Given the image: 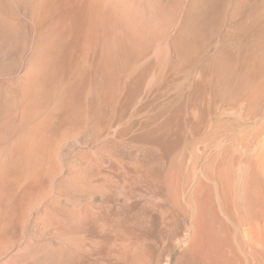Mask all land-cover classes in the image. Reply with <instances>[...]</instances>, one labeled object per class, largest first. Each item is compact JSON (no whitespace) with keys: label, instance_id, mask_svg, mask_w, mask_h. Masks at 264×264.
<instances>
[{"label":"bare ground","instance_id":"1","mask_svg":"<svg viewBox=\"0 0 264 264\" xmlns=\"http://www.w3.org/2000/svg\"><path fill=\"white\" fill-rule=\"evenodd\" d=\"M194 1L182 38L173 41L172 48L197 53L208 36L220 34L228 14L244 17L246 50L236 46L237 41L234 46V39L219 47L206 64L205 87L260 108L264 0ZM49 37L50 46L17 81L22 97L0 105L1 116H6L0 120V140L12 136L10 143L0 145V264H264V138L247 160L240 182L226 156L207 163L202 171L213 184H197L188 208L183 188L192 173L184 172L176 151L166 163L160 162L171 147L167 132L162 137L151 134L147 145L130 144L113 129L101 136L105 116L81 104L78 84L55 77L58 57L54 60L53 46L58 36ZM52 103L54 111L43 115ZM258 131L263 133L264 125ZM223 212L246 220L251 249L241 248ZM36 226L47 238L33 232Z\"/></svg>","mask_w":264,"mask_h":264},{"label":"rangeland","instance_id":"2","mask_svg":"<svg viewBox=\"0 0 264 264\" xmlns=\"http://www.w3.org/2000/svg\"><path fill=\"white\" fill-rule=\"evenodd\" d=\"M93 1L0 0V105L3 106L9 98L15 102L22 97L18 80L50 46L47 44L49 35V39L58 36L60 44L56 42L53 46L56 51L54 60L58 57L55 60V77L63 78L65 83L78 84L81 87L78 94L81 104H85L87 110L94 109L96 114L105 116L103 118L107 122L102 127L101 136L116 130L120 139L130 144L147 145L151 134L162 137L167 132L170 153H166L160 162L166 163L175 154L183 169L186 168L184 172L192 173L183 188L184 205L190 207V197L197 184H213V180L202 171L209 162L226 156L236 169L240 182L244 177L245 164L254 157L264 138V131H258L264 125V104L260 105L262 108L259 105L249 107L229 95L209 93L205 87V74L206 64L219 47L227 46L234 39L232 43L237 41L236 46H245L246 50L248 40L241 36L244 17L237 13L228 14L226 23H221L220 34L208 36L202 50L197 53L186 54L173 49L171 43L182 38L180 31L186 27L189 14L195 9L194 0H96V7L104 2L96 12ZM103 7L105 10L101 12ZM241 39L244 40L243 45L239 43ZM188 42L192 43L189 37ZM107 53L108 58L105 56ZM102 54L107 58L104 60L106 63ZM109 92L112 93L111 98ZM54 109V103L48 105L43 115ZM2 112L0 120L6 118L1 116ZM18 119L16 125L20 131ZM163 125L166 129L162 128ZM11 137L7 141L0 140V145L10 143ZM218 202L221 204L219 198ZM223 214L236 232L241 248L251 249L246 220ZM190 219L189 216L188 221ZM41 229V226H36L33 232L43 236L46 232ZM251 255L252 258L254 254ZM165 261L163 264L170 263Z\"/></svg>","mask_w":264,"mask_h":264}]
</instances>
